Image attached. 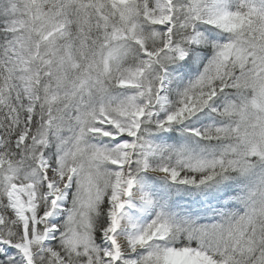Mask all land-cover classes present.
<instances>
[{"label":"snow or ice","instance_id":"obj_1","mask_svg":"<svg viewBox=\"0 0 264 264\" xmlns=\"http://www.w3.org/2000/svg\"><path fill=\"white\" fill-rule=\"evenodd\" d=\"M0 264H264V0H0Z\"/></svg>","mask_w":264,"mask_h":264}]
</instances>
